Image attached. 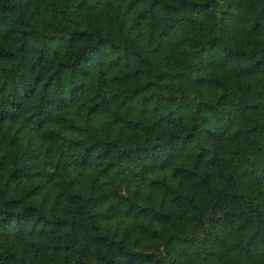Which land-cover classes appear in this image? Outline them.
Wrapping results in <instances>:
<instances>
[{
    "label": "trees",
    "instance_id": "1",
    "mask_svg": "<svg viewBox=\"0 0 264 264\" xmlns=\"http://www.w3.org/2000/svg\"><path fill=\"white\" fill-rule=\"evenodd\" d=\"M0 264H264V0H0Z\"/></svg>",
    "mask_w": 264,
    "mask_h": 264
}]
</instances>
